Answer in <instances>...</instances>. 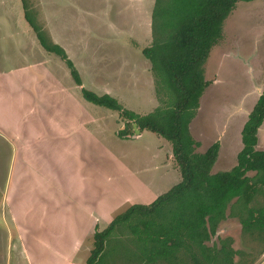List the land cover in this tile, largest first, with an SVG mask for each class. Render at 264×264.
Wrapping results in <instances>:
<instances>
[{
  "label": "rangeland",
  "instance_id": "rangeland-1",
  "mask_svg": "<svg viewBox=\"0 0 264 264\" xmlns=\"http://www.w3.org/2000/svg\"><path fill=\"white\" fill-rule=\"evenodd\" d=\"M27 3L41 32L62 47L73 63L81 84L72 80L57 55L42 49L23 17L21 0H0V264H53L47 244L53 245L49 240L54 217L55 245L69 249L76 234L68 218L84 221L83 229L89 220L87 214L95 223V213L102 211L105 221L96 227L99 230L94 229L100 231L112 216L132 204L133 200L123 203V196L141 198L143 188L151 184L146 186L148 178L140 172L147 167V159L155 156L152 146L141 145L145 153L137 154L136 164H125L131 161L127 151H134L135 146H120L110 132L117 129L122 117L83 100L80 88L109 94L123 108L139 115L165 99L155 90L149 61L141 54L151 43L154 0ZM203 77L208 84L200 95L198 115L196 109L193 111L192 133L196 135L198 125L204 126L212 138L209 144L218 142L229 153L239 148L241 125L264 88V0L235 3L203 64ZM99 115L104 118L100 120L104 121L102 130L98 129ZM55 124L57 138L50 132ZM257 138L255 147L264 149V122ZM205 145L208 140H201L197 151ZM52 147H56L62 166L65 156L70 157L67 171L57 167L56 185L37 165L55 160ZM141 149L138 151H144ZM216 162L211 171L229 170L235 164L234 154L232 161ZM69 166L77 171L70 180ZM153 187L156 192L166 189L165 183ZM256 198L264 200L263 195ZM85 206L88 213L81 215ZM43 210L46 215L40 216ZM224 221L205 244L216 245L218 237H231L230 246L242 252L233 255L234 261L264 264L263 244L254 235L241 234L236 217ZM127 230L125 236L115 229L107 236L94 264H181L177 254L150 256L146 242ZM93 233L78 240L73 257L66 253L58 264H85Z\"/></svg>",
  "mask_w": 264,
  "mask_h": 264
},
{
  "label": "trees",
  "instance_id": "trees-1",
  "mask_svg": "<svg viewBox=\"0 0 264 264\" xmlns=\"http://www.w3.org/2000/svg\"><path fill=\"white\" fill-rule=\"evenodd\" d=\"M238 1L251 0H154L151 43L141 49V54L149 61L155 90L165 95L161 100L164 105L139 115L123 108L109 94L80 88L84 100L116 110L127 120L117 131L119 137L131 135L134 123L139 131L153 132L168 141L180 174L178 183L150 203L131 204L116 213L102 230L94 231L85 264L95 263L114 229L120 236H125L124 230L128 229L131 235L146 242L150 256L177 254L181 264H246L233 260V255L242 252L230 246L231 237L217 236L218 244H205L220 223L230 217L237 218L241 234L254 235L264 246V200L256 198L258 194L264 196V149L255 148L257 128L264 118V89L241 127V147L229 170L211 173L217 143L197 152L198 144L188 130L208 84L203 77V64L221 37L222 21ZM21 8L42 49L57 55L72 80L80 85L71 60L62 47L41 32L27 0H21Z\"/></svg>",
  "mask_w": 264,
  "mask_h": 264
},
{
  "label": "crops",
  "instance_id": "crops-1",
  "mask_svg": "<svg viewBox=\"0 0 264 264\" xmlns=\"http://www.w3.org/2000/svg\"><path fill=\"white\" fill-rule=\"evenodd\" d=\"M5 9H7V8H5ZM50 97L53 98L55 96L52 95ZM200 101L201 100H200V97H199L198 107L196 108V114L197 115H198V113L200 111V104H201ZM33 103H34V101H33ZM99 107H101V108H99ZM99 107H97V108L98 109H102V110H109L110 112L111 111H115L116 114H117L116 116H119L121 118V116L118 115V112L116 110H112V109H109V108H106V107H103V106H99ZM191 119H190V121L188 123V130H189V133H190L191 137L197 142V144H198L197 147L200 145V141L201 140H208V145H205L203 149L197 151V149H196L197 147L195 148V150L197 152H203L210 145L209 143L212 141V138L209 136V133L206 135V132H208V131L205 130L204 126H201V125H198L199 130L196 131V132L194 131L196 133V135H194L192 133V128H191V123H192ZM98 120H99V125H100L98 129L102 130L101 128H104V126H103V124H104L103 122L104 121H100V120H104L102 115L98 116ZM263 120H264V118H263ZM263 120H262L261 125L258 127V129L263 125V122H264ZM126 121H127L126 119L122 118L120 124L118 126H116L117 129H115L114 131L113 130L110 131L111 134H114L112 139L116 143H118L120 146H123V145H125L127 143L132 144V145L135 146V150L134 151H132V152L129 151V150L127 151L132 162L129 161V162L125 163V164H136L135 161L137 160V157H136L137 154L145 153V149H141L142 146H145V147L146 146H152L155 156L152 157V158H148L147 159L148 161L145 163L147 165V167L144 168L140 172L141 175L143 173H145L146 177L148 178L147 179L148 181L146 182V186L151 183L149 185V188H143L142 193H141L142 195L139 196L141 198H132L133 196H129V198H126V197L124 198V196H123L122 197V201L124 203L126 201L129 202L130 200L131 201L133 200L132 204H144V205H146V204L150 203L153 199H155L159 194L164 193L166 190H168L172 185L178 183L180 181V174H179L178 168L175 165V162L173 160V157H172V154H171L170 144L164 138L160 137L159 135H157V134H155L153 132H150V131H147V130L139 131L138 129H137L138 133H135L133 131V133L131 135L130 134H126L125 136L119 137L117 135V131L119 129L123 128V126L126 123ZM243 123H242V125H243ZM132 124H134V123H132ZM242 125H241V127H242ZM82 126H84V125H82ZM135 128H136V126H135ZM132 129H133V127H132ZM240 130H241V128H240ZM50 132H53L52 135H53L54 138L58 137L57 135H58L59 131H58V128H57L56 124H55L54 130H51ZM71 133H73V132H71ZM69 135L66 134V136H69ZM239 135H240V131H239ZM212 137H213V135H212ZM137 140L140 141V142L136 143ZM143 141H145V142H143ZM39 143H40L41 148L43 149L44 144L42 146V143L41 142H39ZM212 143H217V145H218L217 155H216V158H215V160L217 159L216 163H218L219 161H220V163H222V162L225 163L228 160L232 161L233 160V154H234L235 163H236V154L239 151V149L241 147V144H240L238 149L230 150L229 153H227L226 152V148L223 149V147L221 146L220 143H218V142H212ZM240 143H241V140H240ZM256 145H257V143H256ZM138 149H141V150H144V151H138ZM50 152L54 153L55 160L54 159L53 160L49 159V163L37 164V165L40 168V171H45L46 175L49 178V180H52L53 184L56 185V182H57L56 177H58L57 167H63L65 169V171H67L66 168L68 166V161L70 160V157L68 158V157L65 156L66 163L62 166V164H59L60 160H58V153H57L56 147H54V148L52 147L50 149ZM59 158H61V156H59ZM215 160H214L212 166L214 165ZM75 164H77V162H75L74 165ZM80 165L82 166V164H80ZM212 166H211L210 172L211 173L216 172V171H211L213 169ZM73 167L74 166H72V167L69 166L68 167L69 168V170H68V178L69 179L68 180H70L71 178H74L76 176V174H77V171H73ZM90 174H91L92 178H94V176H93L94 173H90ZM95 175H97V172H95ZM74 181H76V180L74 179ZM164 183L166 185V189L163 191V189L165 188L164 187L163 189L160 190V192H156V189L153 187L154 184H157L158 188H160L161 186H163ZM145 189H147L148 192H146ZM153 191H155V193H153ZM161 191H163V192H161ZM135 202H138V203H135ZM79 203L82 206V199L79 201ZM53 205H54V202H53ZM119 207L120 206H118L117 208H119ZM84 208H85V210L82 209L83 211L81 212V215H84L87 212L86 208H88V207L85 206ZM53 209H54V206H53ZM116 210H115V212H116ZM95 214L98 215V216L95 217V223L90 222V219H92L93 216L91 215V217H90L89 214H87V216H88L87 218L89 220H88V223L85 225V227L83 229H82V224L84 223V221L79 220V218H75L73 216L68 218V222L72 223L74 225V227H73L74 232L73 233L76 234V237L73 238V239L71 238V240L69 241L70 247L72 249L71 248L67 249L66 246L61 248V247H58L57 244L55 245V243H57L58 234H57V228L55 227V217L53 218L54 219V226L51 229L53 237H52V240L51 239L49 240L50 243H51V241L53 242V245L52 244H47L48 245V254L52 258V261H54L53 264L62 263L61 262V259H63L62 256L64 254H66V253H68V255H70L71 257H73V255L76 252L75 250L78 247L77 246L75 248L74 244L75 243L77 244L79 242L78 240H81L82 238L86 237V234H89L90 232L93 233L94 229L99 230V228H96V227H99L105 221L104 220V214L105 213L101 211V212H97ZM44 215H46L45 210L40 212V216H44ZM112 217H111V219H112ZM49 221H50V219H49ZM89 222H90V224H89ZM44 237L45 236H43L42 238H44ZM44 248H46V247H44ZM61 250H63V253L61 252ZM67 250H71V251L68 252ZM65 262H67V261H65Z\"/></svg>",
  "mask_w": 264,
  "mask_h": 264
},
{
  "label": "water",
  "instance_id": "water-1",
  "mask_svg": "<svg viewBox=\"0 0 264 264\" xmlns=\"http://www.w3.org/2000/svg\"><path fill=\"white\" fill-rule=\"evenodd\" d=\"M132 127H133V131H134L135 133H138L137 128H135V124H132Z\"/></svg>",
  "mask_w": 264,
  "mask_h": 264
},
{
  "label": "flooded vegetation",
  "instance_id": "flooded-vegetation-1",
  "mask_svg": "<svg viewBox=\"0 0 264 264\" xmlns=\"http://www.w3.org/2000/svg\"><path fill=\"white\" fill-rule=\"evenodd\" d=\"M263 89H264V88H263ZM263 89H262V90H263ZM259 94H260V93H259ZM257 131H258V128H257ZM257 141H258V138H257Z\"/></svg>",
  "mask_w": 264,
  "mask_h": 264
}]
</instances>
